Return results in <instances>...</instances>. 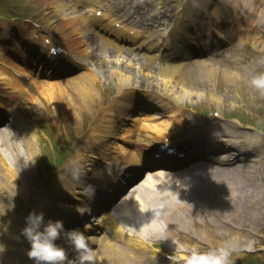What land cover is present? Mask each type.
I'll use <instances>...</instances> for the list:
<instances>
[{
  "label": "bare ground",
  "instance_id": "6f19581e",
  "mask_svg": "<svg viewBox=\"0 0 264 264\" xmlns=\"http://www.w3.org/2000/svg\"><path fill=\"white\" fill-rule=\"evenodd\" d=\"M38 3L42 2L41 0H37ZM55 5H61L60 4V0H57L55 3ZM49 5V4H47ZM34 55L39 56V58H41L43 63H50L52 62L51 58L49 57H43L40 54H37L36 52H32ZM24 61H27L26 58H23ZM213 71L214 74V78H216L218 72L217 69H215V71L213 69H211ZM223 73L222 75L224 76V78H227L228 80H231L233 82H236L235 80H242L245 81V77L242 73L240 72H236V71H232V70H222ZM53 73V72H52ZM51 73V74H52ZM2 76L6 79L7 77L4 76L3 73H1ZM208 77V76H207ZM62 86H57L53 89L50 90L49 93H46L44 95H46V102L49 103V105L54 106L55 102H57L58 100L62 101L63 99L61 98V92H63V88H61ZM60 88V89H59ZM59 90L58 93H56ZM73 93V94H72ZM79 95L78 92V88H72L70 94L73 97L71 98L72 104L74 103V98L76 99V97L74 96V94ZM178 96H181L180 92H178L176 90L175 92ZM189 96V99L194 102V104L199 103V101L203 100V99H208L207 97V93L204 91H197L196 93H191ZM210 96V95H209ZM212 99H215V97H212ZM216 103H219L217 100H213ZM34 104L39 103L37 106L39 108H42V105L45 104L43 102H40V100H35L33 102ZM46 105V104H45ZM43 105V106H45ZM69 106H71L70 104H68ZM68 115H70V113H68ZM168 122H161V123H156V124H152V125H147L144 127V130H146L149 133L152 134H156L161 135L162 133H165L168 131V128H170L171 126V122L169 120H166ZM152 122V121H151ZM51 123L53 125L56 124V122L54 120H51ZM205 127V126H204ZM238 135V134H235ZM17 137H12L9 138L7 137L6 134L4 133H0V198H2V193L1 191H5L10 193L9 191L11 190V186H9V183L12 180V175L11 172L5 167L6 166V159L4 156L8 157V159H11V163L14 167H17V165L19 163L18 161V157L19 158H26L24 156V154L20 151V146L23 147V149H25L27 151V155L29 157H32V160H34L36 158V152L37 151H33L34 147L31 146L30 144L26 143V144H22L20 145V143L15 140ZM256 140H258V138H256ZM30 151V153H29ZM263 163V162H261ZM27 162H23V166H26ZM165 172H161V174H163ZM261 170H255V172L249 173L248 177H247V184L244 185V188H247V190H249V194H248V199L249 200H243V198L241 197V195L239 196H232V190H226L224 189L223 192L218 193L214 199L219 202L218 206H207V209L211 210V212H214L213 214H218L219 217H217V219L213 222V221H207L209 224V228L202 230V231H196V233L194 232L195 229H191L190 232L193 233L194 235H202L205 233H211L215 230V228H220V226L223 224L224 226H230L232 225V228L227 232H220L219 235L216 236V238H219L220 236L226 240L227 245L228 246H235L238 250L243 249L245 246H253L255 247L257 245L258 242L253 243V241H255L256 235H258V231H260V229L254 228L252 227L254 225V223H256L257 219H264V186H260L262 184V182H260L258 180V177L260 176ZM264 174V173H263ZM262 175V174H261ZM164 186L163 184H160V187ZM74 190L77 191L76 192V196L75 198L77 199H83V201L86 203V199L83 196V194L77 189V187L74 186ZM246 189L243 191V193L245 191H247ZM163 192V196L162 199L167 200L166 197H170L171 193L169 192L168 194L165 193V188H162L161 190ZM84 203V204H85ZM243 204V205H241ZM209 205V203H208ZM4 207H6V205H4ZM253 208L254 210L251 211L250 208ZM82 206H80V208L78 207L77 211L81 214V210H82ZM179 210L181 211L182 208H180V206L174 207L169 209V214L170 216L174 219H180L183 222L186 220L188 221L185 224H191L190 219L188 218V216L184 213H180ZM1 212V211H0ZM217 212V213H215ZM181 214V215H179ZM111 216V214H110ZM109 216V217H110ZM224 220H223V219ZM165 221V220H164ZM167 221V220H166ZM200 222V220H198ZM260 221V220H259ZM258 221V222H259ZM194 222L197 223V220H195ZM195 223V224H196ZM194 224V223H192ZM186 226V225H185ZM260 228L263 230V227L260 226ZM151 230V235H153L154 233L157 236H160L161 234L165 236V234L161 233V231L159 232L158 229H156V226H154V228H150ZM6 234L10 235L9 231L7 230ZM191 236H193V234H190ZM134 238V237H133ZM136 240V238H134ZM264 240V238L262 239ZM203 241L205 245V247L208 248H213L216 245V242L211 239L210 237H205L203 238ZM115 243H117L120 247L123 248V244L120 243V239L119 240H115ZM0 244H2L4 247L6 244H8L7 241H0ZM200 244V245H203ZM145 245V242L142 240L140 242L136 243L137 248L139 249H143ZM110 244L106 245V254L109 258L114 259L118 256L119 253H117L116 251L113 252L114 250H112L111 248H109ZM249 247V246H248ZM186 248V247H185ZM155 249V248H154ZM151 250V258L160 260V253L157 254L155 250ZM187 252H180V255L182 256L181 258H184L185 254ZM129 261V259H126ZM0 262L2 263V257H1V253H0ZM121 263H126L125 260H123ZM170 264V263H169Z\"/></svg>",
  "mask_w": 264,
  "mask_h": 264
},
{
  "label": "clouds",
  "instance_id": "9594fccd",
  "mask_svg": "<svg viewBox=\"0 0 264 264\" xmlns=\"http://www.w3.org/2000/svg\"><path fill=\"white\" fill-rule=\"evenodd\" d=\"M250 86L264 95V72L254 75L250 80ZM177 196L179 197V193ZM81 213L83 214V210ZM22 235L30 244L28 256L34 260V264H94L95 262L94 250L90 247L93 237L87 236L85 231L80 229H65L62 220H46L43 212L33 210L28 214ZM62 236L71 242L77 253L76 259H68L65 249L57 243ZM4 251L5 247L0 244V253ZM232 254L233 248L228 245L210 248L203 252L192 249L185 254L184 264H231Z\"/></svg>",
  "mask_w": 264,
  "mask_h": 264
},
{
  "label": "rangeland",
  "instance_id": "374dc122",
  "mask_svg": "<svg viewBox=\"0 0 264 264\" xmlns=\"http://www.w3.org/2000/svg\"><path fill=\"white\" fill-rule=\"evenodd\" d=\"M224 87H225L224 83L222 81H220L219 82V88L224 89ZM205 105H206L205 106V111H206V109L210 105H208V104H205ZM45 106H46L47 112L49 111L50 113L53 111L52 108H54L56 110L58 120L61 122L63 121L62 117H60V113L62 112L61 114H64V110H65V107L67 108V104H65L64 106H61L59 102H55L54 106H51L49 104L48 105L46 104ZM41 113H43V112L37 111V113L35 115V120L38 119V117L40 116ZM45 115L46 114H43V117H45ZM52 129H54V128L52 127ZM72 135H73V132L71 133V137L74 140L75 138ZM68 146L71 147L70 145H68ZM260 235H262V233H260ZM224 242H225L224 244L227 245L226 240H224ZM231 247L233 248V254L231 257V264H246L247 263L246 261H249V263H250L255 258V257H249V255L247 256V251L241 252L238 250L239 251L238 252L236 250L237 248L235 246L231 245ZM215 248H217V247H215ZM259 252H261V253L264 252V249H260ZM253 256H256V254ZM247 258H248V260H247ZM256 259L258 261L257 264H264V262H262L264 260V255L262 257H261V255L256 256Z\"/></svg>",
  "mask_w": 264,
  "mask_h": 264
}]
</instances>
